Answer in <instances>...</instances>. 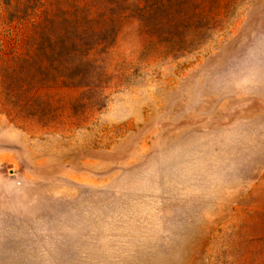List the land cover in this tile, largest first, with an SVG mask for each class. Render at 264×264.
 Instances as JSON below:
<instances>
[{"label": "rangeland", "instance_id": "rangeland-1", "mask_svg": "<svg viewBox=\"0 0 264 264\" xmlns=\"http://www.w3.org/2000/svg\"><path fill=\"white\" fill-rule=\"evenodd\" d=\"M0 264H264V0H0Z\"/></svg>", "mask_w": 264, "mask_h": 264}]
</instances>
